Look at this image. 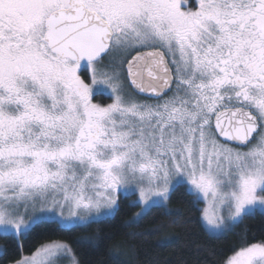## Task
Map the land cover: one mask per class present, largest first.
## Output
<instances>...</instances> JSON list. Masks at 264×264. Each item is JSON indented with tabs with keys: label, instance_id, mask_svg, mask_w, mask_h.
Instances as JSON below:
<instances>
[{
	"label": "snow or ice",
	"instance_id": "obj_1",
	"mask_svg": "<svg viewBox=\"0 0 264 264\" xmlns=\"http://www.w3.org/2000/svg\"><path fill=\"white\" fill-rule=\"evenodd\" d=\"M176 193L209 239L264 216V0H0V239L70 236L125 201L129 224L171 216ZM226 252L264 264V239ZM65 261L46 240L15 264Z\"/></svg>",
	"mask_w": 264,
	"mask_h": 264
},
{
	"label": "trees",
	"instance_id": "obj_2",
	"mask_svg": "<svg viewBox=\"0 0 264 264\" xmlns=\"http://www.w3.org/2000/svg\"><path fill=\"white\" fill-rule=\"evenodd\" d=\"M102 101L108 102V99L103 96ZM127 203L121 205V211L114 219L92 224L70 236L55 232L53 226L38 229L28 240H21V248L0 239L1 247L9 244L7 255L0 257V264H10L24 254L34 252L40 243L57 239L72 245L81 264H215L221 256L230 254L226 249L237 244L245 234L249 239H264V216L259 214L246 217L226 238L209 239L197 223L199 214L180 193L173 195L167 204L173 215L153 210L139 224L129 222L140 208L129 209ZM174 220L177 223H173ZM40 233H43L42 239L38 238ZM84 237L92 238L93 245L73 243ZM162 241L171 242L161 246Z\"/></svg>",
	"mask_w": 264,
	"mask_h": 264
},
{
	"label": "flooded vegetation",
	"instance_id": "obj_3",
	"mask_svg": "<svg viewBox=\"0 0 264 264\" xmlns=\"http://www.w3.org/2000/svg\"><path fill=\"white\" fill-rule=\"evenodd\" d=\"M102 97L103 96H96V97H94V101H97L98 103H107V101L106 102H103L102 101ZM139 98H141V99H143V100H148V101H150V102H154V101H152L149 97H146V96H140ZM100 101V102H99ZM108 102H109V99H108Z\"/></svg>",
	"mask_w": 264,
	"mask_h": 264
},
{
	"label": "rangeland",
	"instance_id": "obj_4",
	"mask_svg": "<svg viewBox=\"0 0 264 264\" xmlns=\"http://www.w3.org/2000/svg\"><path fill=\"white\" fill-rule=\"evenodd\" d=\"M141 99V98H140ZM141 100H143V99H141ZM93 102H95V103H98L97 101H93ZM100 102V101H99ZM111 102V100H109V102H107V103H110ZM148 102H150V101H148ZM101 103V102H100ZM140 211V209L137 211V213ZM135 216H136V214H135ZM58 240V239H57ZM1 247V246H0ZM32 253H29V254H24L22 257H25V256H30ZM21 257V258H22ZM20 258V259H21ZM19 260V259H18ZM10 264H15V261L14 262H11ZM63 264H67V262L65 261V262H63Z\"/></svg>",
	"mask_w": 264,
	"mask_h": 264
},
{
	"label": "water",
	"instance_id": "obj_5",
	"mask_svg": "<svg viewBox=\"0 0 264 264\" xmlns=\"http://www.w3.org/2000/svg\"><path fill=\"white\" fill-rule=\"evenodd\" d=\"M147 97V96H146Z\"/></svg>",
	"mask_w": 264,
	"mask_h": 264
}]
</instances>
